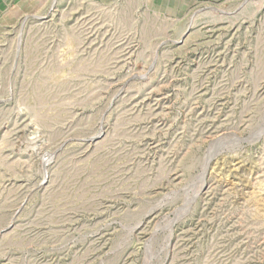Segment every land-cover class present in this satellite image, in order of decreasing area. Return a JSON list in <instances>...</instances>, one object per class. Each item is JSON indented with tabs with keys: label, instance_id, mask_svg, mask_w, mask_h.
<instances>
[{
	"label": "rangeland",
	"instance_id": "obj_1",
	"mask_svg": "<svg viewBox=\"0 0 264 264\" xmlns=\"http://www.w3.org/2000/svg\"><path fill=\"white\" fill-rule=\"evenodd\" d=\"M0 264H264V0H0Z\"/></svg>",
	"mask_w": 264,
	"mask_h": 264
},
{
	"label": "built area",
	"instance_id": "obj_2",
	"mask_svg": "<svg viewBox=\"0 0 264 264\" xmlns=\"http://www.w3.org/2000/svg\"><path fill=\"white\" fill-rule=\"evenodd\" d=\"M242 1H245V0H225V2L227 3H236V2H242Z\"/></svg>",
	"mask_w": 264,
	"mask_h": 264
},
{
	"label": "bare ground",
	"instance_id": "obj_3",
	"mask_svg": "<svg viewBox=\"0 0 264 264\" xmlns=\"http://www.w3.org/2000/svg\"><path fill=\"white\" fill-rule=\"evenodd\" d=\"M163 8H164V6H163Z\"/></svg>",
	"mask_w": 264,
	"mask_h": 264
}]
</instances>
